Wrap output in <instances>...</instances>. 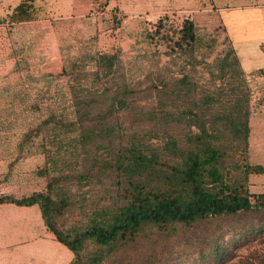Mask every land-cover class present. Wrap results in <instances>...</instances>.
Wrapping results in <instances>:
<instances>
[{"label":"trees","instance_id":"16d2710c","mask_svg":"<svg viewBox=\"0 0 264 264\" xmlns=\"http://www.w3.org/2000/svg\"><path fill=\"white\" fill-rule=\"evenodd\" d=\"M35 10L24 1L10 20L32 19ZM167 26V17L160 18L147 37L163 40L170 59L161 64L160 55L154 53L153 68L144 78L128 75L121 47L103 51L86 47L66 61L60 75L42 76L39 80L46 87L26 106L32 113L47 112L21 135L18 149L24 152L32 144L39 150L36 138L46 132L42 145L48 161L40 173L49 175L51 169L56 173L49 177L46 189L21 197L6 194L0 196V203L38 204L48 229L73 252L69 264H189L193 247L195 264H210L214 257L218 264H226L244 233L264 230V192H250L247 186L251 173H264V164L247 162L250 111L239 58L228 47L213 61L199 59L197 51L205 41L189 17L179 28ZM178 58L184 63L181 76L173 74L170 66ZM188 64L195 71L198 64L206 67L210 88L199 84L186 69ZM255 74H264V69ZM63 75L68 80L52 89V82ZM31 79L35 78L25 76L26 81ZM218 79L222 84L217 85ZM11 91L7 87L0 94L9 96ZM17 94L21 101L27 97ZM48 100L70 103L52 109L46 106ZM121 114L130 115V131L122 128L113 137ZM180 124L187 131L176 132ZM92 143L96 149L108 148L111 160L100 164L95 157L85 175L110 173L119 198L104 214L97 212L87 226L64 229L59 217L73 200L66 192L58 196L53 192L61 179L70 178L64 167L71 161H62L59 154L73 156V151ZM47 144L55 147V153ZM254 215L258 221L250 218L228 243L217 235L219 229L208 228L215 221ZM154 228L165 238L162 245H149L148 231Z\"/></svg>","mask_w":264,"mask_h":264},{"label":"rangeland","instance_id":"374dc122","mask_svg":"<svg viewBox=\"0 0 264 264\" xmlns=\"http://www.w3.org/2000/svg\"><path fill=\"white\" fill-rule=\"evenodd\" d=\"M200 1L101 0L99 5H95V13L103 9L109 10L108 15L111 20H115V27L109 33H103V30L100 31L98 29V23L93 25V23L80 21L71 24L72 33L66 35L63 41L67 52V60L70 58L71 53L76 51V47L78 53L82 48L86 47H89L92 51L111 50L114 47H121L119 44L121 39L119 40L116 32L117 27H120L125 18L138 14L137 16L145 18L146 21L144 22L146 23L135 35H130V39L133 40L131 47L124 52L122 51L123 65L125 69H128V75L131 78H144L145 74L152 70L153 66L150 56L152 58L154 53L156 56L160 55L161 64H165L170 59L164 53L167 50V45L163 40H158L155 37L153 41H150L147 37V32L155 30L157 21L165 16L167 17V27L172 29L179 28L187 17L193 19L197 26L198 34L205 41V43L199 45L197 57L199 59L206 58V61H213L217 56L224 54L228 47H232V44L225 37L224 27L220 22H206L203 15H212L213 12L203 11L204 6L200 4ZM108 4L109 8H106ZM131 4L136 7H131ZM136 9L137 11H135ZM212 40L214 42L209 46L208 42H212ZM127 45L128 42H125V46ZM208 51H210L209 55L205 56ZM183 64V59L178 58L176 63L170 65L173 74L181 76L180 70ZM186 66V69L198 79L201 86L210 88V84L206 80L209 73L204 65H196L197 71L193 70L190 64ZM244 77L245 86L243 91H246L250 111L247 162L250 164H264V74L245 73ZM67 80L68 76H59L58 80L55 79L52 82V89L56 88L58 82L65 83ZM14 81L16 85L12 86L11 95L0 94V196L11 194L21 197L46 189L49 177L56 172L54 173L51 169L49 175H41L40 173L47 165L46 161H48L46 149L42 145L43 141L46 140L44 137L46 132H43L42 135L44 136L36 138L35 144L40 147L37 151L36 148L35 150L33 149L32 144H29L30 148L25 149L24 152L20 151L17 144L21 135L28 131L32 124L47 112L43 109L44 113H32L26 109V106L33 102L39 89L46 87L45 82L44 80L31 79L26 81L28 85H25L24 80L22 82L14 78ZM216 82L218 83L217 85L222 84L219 79ZM17 93L25 94L27 97L21 101V96ZM12 99L14 100L13 102H11ZM62 102V104H59L48 100L46 106L50 104L52 109L59 106H69L70 100ZM117 121L120 122V126L116 127L113 137L122 128H127L130 131V128H128L131 121L129 114H121L115 122ZM187 129L185 124H180L176 126L175 131H187ZM152 141H157V139L154 138ZM159 142L162 144L161 141ZM116 143L117 140L115 141ZM46 148L50 151H55V147H51L48 144ZM69 153L61 152L59 155L62 156V161L64 159L71 161V163L65 161V164L68 165L70 163V165L64 167L65 174L70 175V178L61 179L53 192L55 196L66 192L73 200L65 213L59 217V225L64 229L87 226L97 216V212L100 211L104 214L112 206V202L119 198L116 189L117 185L112 184L113 180L110 173L101 171L98 175L94 173L85 175V171L93 165L95 157L98 156L100 164H106L111 160L108 148L96 149L92 143L87 147H79L78 150L73 151V156H69ZM50 166H52V163ZM4 177H7V179ZM247 186L250 192H264V173H251ZM256 217L254 215L243 220L234 217L231 220L215 221L208 228L219 229L217 230V235L222 241L228 243L230 237L240 230L239 227L242 224H246L250 218L257 222L258 218ZM262 218H264V214ZM149 233L151 234L149 245L159 246L164 243L165 238L159 228H154L152 231L149 230ZM239 240L232 247L235 255L227 260L226 264H261L264 257V230L260 233H244V236ZM189 250L187 260L189 264H195L197 259L195 248L193 247ZM218 263L219 259L214 257L210 264Z\"/></svg>","mask_w":264,"mask_h":264},{"label":"crops","instance_id":"0c3cea01","mask_svg":"<svg viewBox=\"0 0 264 264\" xmlns=\"http://www.w3.org/2000/svg\"><path fill=\"white\" fill-rule=\"evenodd\" d=\"M24 1L35 7V16L11 21L10 15ZM99 3L101 0H0V92L15 86L14 78L28 85V74L35 79L60 75L67 61L63 41L72 33L71 24L98 23L100 31L109 33L115 20L110 19L109 10L95 13ZM200 4L203 11L213 12L203 15L206 22L223 25L244 73L264 69V0H201ZM137 15L125 18L116 29L123 52L131 47L130 35L146 23ZM77 54L76 47L71 56ZM72 258V251L48 229L38 204L0 203V264H69Z\"/></svg>","mask_w":264,"mask_h":264},{"label":"built area","instance_id":"2783aa9c","mask_svg":"<svg viewBox=\"0 0 264 264\" xmlns=\"http://www.w3.org/2000/svg\"><path fill=\"white\" fill-rule=\"evenodd\" d=\"M3 192V191H2Z\"/></svg>","mask_w":264,"mask_h":264}]
</instances>
